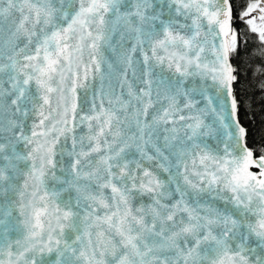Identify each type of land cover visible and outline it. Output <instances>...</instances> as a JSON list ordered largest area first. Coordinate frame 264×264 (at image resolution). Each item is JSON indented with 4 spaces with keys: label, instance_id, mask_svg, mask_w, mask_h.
<instances>
[{
    "label": "snow or ice",
    "instance_id": "6c2138e0",
    "mask_svg": "<svg viewBox=\"0 0 264 264\" xmlns=\"http://www.w3.org/2000/svg\"><path fill=\"white\" fill-rule=\"evenodd\" d=\"M239 19L255 51L232 0H0V264H264Z\"/></svg>",
    "mask_w": 264,
    "mask_h": 264
},
{
    "label": "trees",
    "instance_id": "16d2710c",
    "mask_svg": "<svg viewBox=\"0 0 264 264\" xmlns=\"http://www.w3.org/2000/svg\"><path fill=\"white\" fill-rule=\"evenodd\" d=\"M249 0H232L233 28L247 40V47L255 51L258 41L248 32L247 25L239 19ZM253 74L242 75L240 82L234 86L239 101L238 114L240 121L247 129L246 141L258 153L264 148V92L254 87Z\"/></svg>",
    "mask_w": 264,
    "mask_h": 264
},
{
    "label": "water",
    "instance_id": "95a60500",
    "mask_svg": "<svg viewBox=\"0 0 264 264\" xmlns=\"http://www.w3.org/2000/svg\"><path fill=\"white\" fill-rule=\"evenodd\" d=\"M233 26V25H232ZM81 92H83V90H81ZM237 119L239 120V123H240V126L244 127L246 129V127L243 125V123L240 121V118H239V114L237 112ZM246 133H247V129H246ZM245 142L247 143L246 141V137H245ZM248 145V143H247ZM249 148H251L249 145H248ZM252 149V148H251ZM255 171V169H253Z\"/></svg>",
    "mask_w": 264,
    "mask_h": 264
}]
</instances>
